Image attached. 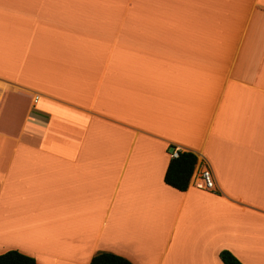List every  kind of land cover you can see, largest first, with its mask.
I'll return each instance as SVG.
<instances>
[{"label":"crops","instance_id":"crops-1","mask_svg":"<svg viewBox=\"0 0 264 264\" xmlns=\"http://www.w3.org/2000/svg\"><path fill=\"white\" fill-rule=\"evenodd\" d=\"M214 189L167 185L169 148ZM264 264V0H0V254Z\"/></svg>","mask_w":264,"mask_h":264},{"label":"trees","instance_id":"trees-1","mask_svg":"<svg viewBox=\"0 0 264 264\" xmlns=\"http://www.w3.org/2000/svg\"><path fill=\"white\" fill-rule=\"evenodd\" d=\"M172 148H169V151ZM197 162V157L190 151H180L177 157H171L167 164L163 180L180 191L189 184L190 176ZM223 264H242L230 251L223 249L219 252ZM0 264H35L32 256L16 249H10L0 254ZM89 264H133L124 256L109 251H101L92 256Z\"/></svg>","mask_w":264,"mask_h":264},{"label":"built area","instance_id":"built-area-1","mask_svg":"<svg viewBox=\"0 0 264 264\" xmlns=\"http://www.w3.org/2000/svg\"><path fill=\"white\" fill-rule=\"evenodd\" d=\"M179 153L178 148H173L170 151L171 157H177ZM198 177L202 183L201 187L206 190H213L214 189V178L212 174V170L209 166H202L198 167L195 166L194 170L190 176V178Z\"/></svg>","mask_w":264,"mask_h":264}]
</instances>
